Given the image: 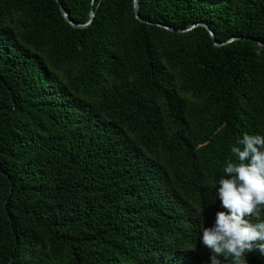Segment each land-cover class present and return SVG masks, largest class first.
<instances>
[{
  "label": "trees",
  "instance_id": "1",
  "mask_svg": "<svg viewBox=\"0 0 264 264\" xmlns=\"http://www.w3.org/2000/svg\"><path fill=\"white\" fill-rule=\"evenodd\" d=\"M137 4L0 0V264L207 261L224 162L264 135V0Z\"/></svg>",
  "mask_w": 264,
  "mask_h": 264
},
{
  "label": "clouds",
  "instance_id": "2",
  "mask_svg": "<svg viewBox=\"0 0 264 264\" xmlns=\"http://www.w3.org/2000/svg\"><path fill=\"white\" fill-rule=\"evenodd\" d=\"M224 162L215 195L224 211L212 226L201 220L199 242L208 250L205 264H248L250 253L264 256V135L242 134Z\"/></svg>",
  "mask_w": 264,
  "mask_h": 264
},
{
  "label": "water",
  "instance_id": "3",
  "mask_svg": "<svg viewBox=\"0 0 264 264\" xmlns=\"http://www.w3.org/2000/svg\"><path fill=\"white\" fill-rule=\"evenodd\" d=\"M91 4H92V1H91ZM137 7H138L137 0H132V12H133V16H134V18H135L137 21H139V22L149 24V22L143 21L142 19L139 18L138 14H137ZM60 13H61V17L63 18V20H64V21H65L70 27H73V28H85V27H87V26L90 24V22H91V20H92V18H93V15H94L93 9H92V7H90L89 12H88V18H87V20H86L84 23H82V24H74L72 21L69 20V18H68V16H67V13H66L63 9H60ZM155 25H156L157 27H159V28L164 29V30L172 31V29L169 28V27H167V26L160 25V24H155ZM195 26H201V27H203V28L206 30V32H207V34L209 35V37H210L211 39H213V34H212V32H211L210 29H208L207 26H206L205 24H203V23L192 24V25H190L188 28H186L184 31H188V30L194 28ZM238 39H243V38H241V37H231V38H229L228 40H226V41H224V42H222V43H216V42H214V43H213V46L219 47V46H221V45H224V44L230 43V42L235 41V40H238ZM257 44L260 45V46H264V44L261 43V42H257Z\"/></svg>",
  "mask_w": 264,
  "mask_h": 264
}]
</instances>
